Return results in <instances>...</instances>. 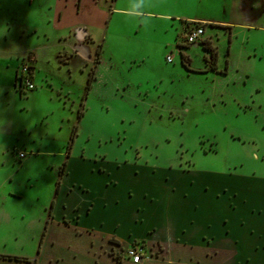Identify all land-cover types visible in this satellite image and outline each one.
<instances>
[{
  "label": "rangeland",
  "instance_id": "obj_1",
  "mask_svg": "<svg viewBox=\"0 0 264 264\" xmlns=\"http://www.w3.org/2000/svg\"><path fill=\"white\" fill-rule=\"evenodd\" d=\"M193 1H169L166 7L180 15L169 23L149 15L142 17L144 21L139 16L124 19L121 27L128 39L122 45L120 38L111 39L99 66L97 43L75 46L72 38L21 36V25L16 24L20 20L14 19L7 30L0 14V188L37 199L35 211L49 206L74 125L75 156L84 151L85 157L103 160L113 171L115 164L124 163L156 169L192 167L201 175L234 169L264 175V0H239L244 2L240 9L210 5L201 11L190 7ZM193 14L233 21L206 31L218 60L221 55L217 71L205 67L210 53L202 44L184 41L182 21ZM97 32L94 29L96 36L103 34ZM178 45L187 46L182 51L184 66ZM225 51L229 61L224 66ZM142 55L147 59L135 63ZM168 55L174 62L166 61ZM91 70L96 78L84 116L78 119ZM19 152L26 157L20 158ZM5 204L1 198L0 224L3 213L8 215L0 239L20 233L25 246L17 250L34 253L38 218L31 227H11L17 211L9 203L5 209ZM136 244L143 258L149 254L147 244L138 241L131 246Z\"/></svg>",
  "mask_w": 264,
  "mask_h": 264
},
{
  "label": "crops",
  "instance_id": "obj_2",
  "mask_svg": "<svg viewBox=\"0 0 264 264\" xmlns=\"http://www.w3.org/2000/svg\"><path fill=\"white\" fill-rule=\"evenodd\" d=\"M169 1L0 0V14L7 30L14 19L20 20L16 24L21 25V36L72 38L75 46L91 42L97 43L96 49L101 43L99 66L111 39L116 42L115 38H120V45L128 39V32L121 27L124 19L139 16L144 21L142 17L149 15L168 22L180 18L166 7ZM246 3L249 5V1ZM243 4L239 0H194L190 7H198V11L210 5L240 9ZM197 21L205 24L202 46L210 40L208 27L233 23L230 18L193 14L182 21L184 34L187 23ZM94 29L103 34L96 36ZM179 45L184 66L186 56L182 51L187 46ZM227 56L225 51L224 66L229 61ZM171 57L172 61H166L174 62ZM146 59L142 55L134 61ZM189 59L192 66L193 59ZM66 148L61 152L65 163L59 168L64 170L61 184L59 188L57 182L53 185V199L42 211L33 210L37 199L31 201L11 189L0 188L5 209L9 203L17 211H12L11 227L25 229L38 218L33 232L34 253L21 254L17 249L25 243L20 233H13L0 239V254L24 256L27 260L1 257L0 264H264V175L237 169L201 175L192 167L156 169L124 163L115 164L113 171L106 169L103 160L85 157L84 151L75 156L71 149L66 156ZM3 215L0 230L7 228L8 213ZM138 241L148 245L149 254L136 263L125 255V250Z\"/></svg>",
  "mask_w": 264,
  "mask_h": 264
},
{
  "label": "trees",
  "instance_id": "obj_3",
  "mask_svg": "<svg viewBox=\"0 0 264 264\" xmlns=\"http://www.w3.org/2000/svg\"><path fill=\"white\" fill-rule=\"evenodd\" d=\"M203 46L210 53V59L208 57L207 60H206L208 62V69H213V70L217 71L218 70V55H217L216 47H212L209 44L208 40L204 43ZM101 51H102V44L100 43V44H98V47L96 49V57L98 59L100 58ZM99 60H97V61H99ZM183 63H184V59H183ZM95 78H96L95 71L91 70L90 74L88 75L87 82H86V85H85V91L83 93V96H82V99H81V102H80V107H79V110L77 112V118L78 119H81L84 116L83 107L85 106L84 105L85 99L89 95V92H90V90L92 88L93 81H94ZM77 131H78V126L74 125V127L72 128L71 136H70V142H69V144H68V146L66 148V156H69V154L71 152L75 137L77 135ZM63 165H65V163H63ZM63 173H64V170L61 169V172L59 174V178L57 180V188H59V186L61 184V178L63 176ZM1 257L13 258V259H18V260H27V257L14 255V254H0V258Z\"/></svg>",
  "mask_w": 264,
  "mask_h": 264
},
{
  "label": "built area",
  "instance_id": "obj_4",
  "mask_svg": "<svg viewBox=\"0 0 264 264\" xmlns=\"http://www.w3.org/2000/svg\"><path fill=\"white\" fill-rule=\"evenodd\" d=\"M185 39L187 43L195 44L200 43L205 39V24L204 22H189L185 29ZM167 60L172 61L171 55L167 56ZM28 87L33 88L32 83H28ZM20 158L25 156L24 152H19ZM125 255L131 259L133 262H139L143 258L142 247L139 244L130 246L125 250Z\"/></svg>",
  "mask_w": 264,
  "mask_h": 264
}]
</instances>
